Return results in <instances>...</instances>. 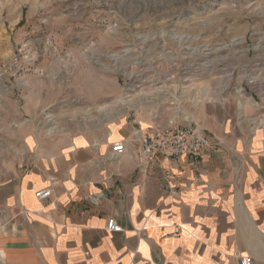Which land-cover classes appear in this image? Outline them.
<instances>
[{
	"label": "crops",
	"instance_id": "obj_1",
	"mask_svg": "<svg viewBox=\"0 0 264 264\" xmlns=\"http://www.w3.org/2000/svg\"><path fill=\"white\" fill-rule=\"evenodd\" d=\"M113 101L90 109L81 131L24 132L17 152L3 153L0 264H264V126L202 129L215 146L197 161L159 158L145 169L135 131L158 123L122 119ZM44 189L47 201L35 197ZM110 219L123 231L110 232Z\"/></svg>",
	"mask_w": 264,
	"mask_h": 264
},
{
	"label": "rangeland",
	"instance_id": "obj_2",
	"mask_svg": "<svg viewBox=\"0 0 264 264\" xmlns=\"http://www.w3.org/2000/svg\"><path fill=\"white\" fill-rule=\"evenodd\" d=\"M113 98L122 119L264 126V0H0V160Z\"/></svg>",
	"mask_w": 264,
	"mask_h": 264
},
{
	"label": "built area",
	"instance_id": "obj_3",
	"mask_svg": "<svg viewBox=\"0 0 264 264\" xmlns=\"http://www.w3.org/2000/svg\"><path fill=\"white\" fill-rule=\"evenodd\" d=\"M172 122L168 126L156 125L135 131V136L141 146V168H148L152 162L159 158L175 162L188 158L195 162L201 155L215 146L211 138L197 125H181L174 121ZM112 152L114 156H122L127 152L126 143L117 142L113 144ZM164 179L167 190L172 192L174 189V178L171 175H165ZM51 196V189L41 190L35 195L41 201H47ZM108 230L112 233L123 231L115 219L108 221ZM239 264H253V259L251 257H242L239 260Z\"/></svg>",
	"mask_w": 264,
	"mask_h": 264
},
{
	"label": "bare ground",
	"instance_id": "obj_4",
	"mask_svg": "<svg viewBox=\"0 0 264 264\" xmlns=\"http://www.w3.org/2000/svg\"><path fill=\"white\" fill-rule=\"evenodd\" d=\"M243 40H244V39H242L241 41H243ZM111 57H112V58H113V57L116 58L117 55H111ZM117 59H118V58H117ZM126 102L130 105L131 103H134L135 101L133 102V99H132V100H127V101H125L124 103H126ZM134 105H135V104H134ZM134 105L131 104V106H134ZM141 106H142V104L137 105L136 108H138V109H139V108H142ZM134 107H135V106H134ZM171 123H173V122H171ZM153 126H156V125H153ZM149 127H152V126H149ZM149 127H145V128H143V129H146V128H149ZM52 131H53V132H57V131H59V129L56 127V128H53Z\"/></svg>",
	"mask_w": 264,
	"mask_h": 264
}]
</instances>
